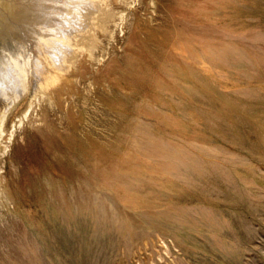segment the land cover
<instances>
[{
	"label": "rangeland",
	"instance_id": "obj_1",
	"mask_svg": "<svg viewBox=\"0 0 264 264\" xmlns=\"http://www.w3.org/2000/svg\"><path fill=\"white\" fill-rule=\"evenodd\" d=\"M98 6L0 129V264H264V0Z\"/></svg>",
	"mask_w": 264,
	"mask_h": 264
},
{
	"label": "bare ground",
	"instance_id": "obj_2",
	"mask_svg": "<svg viewBox=\"0 0 264 264\" xmlns=\"http://www.w3.org/2000/svg\"><path fill=\"white\" fill-rule=\"evenodd\" d=\"M27 2L22 7L25 26L10 30L12 24L8 23L5 35L12 42L4 41L0 51V101L4 104L0 129L20 98L44 95L70 69L87 38L90 14L100 9L98 0H68L66 7L73 5L66 9L57 0ZM24 39L26 45L21 42Z\"/></svg>",
	"mask_w": 264,
	"mask_h": 264
}]
</instances>
